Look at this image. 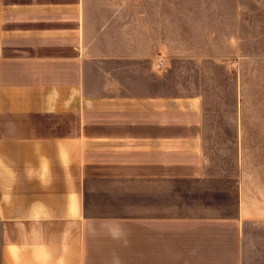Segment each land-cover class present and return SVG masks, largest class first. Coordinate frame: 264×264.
Listing matches in <instances>:
<instances>
[{
    "label": "crops",
    "instance_id": "crops-1",
    "mask_svg": "<svg viewBox=\"0 0 264 264\" xmlns=\"http://www.w3.org/2000/svg\"><path fill=\"white\" fill-rule=\"evenodd\" d=\"M159 1L0 0V264H249L264 123L235 125L237 180L214 179Z\"/></svg>",
    "mask_w": 264,
    "mask_h": 264
},
{
    "label": "rangeland",
    "instance_id": "rangeland-1",
    "mask_svg": "<svg viewBox=\"0 0 264 264\" xmlns=\"http://www.w3.org/2000/svg\"><path fill=\"white\" fill-rule=\"evenodd\" d=\"M165 28L177 34L180 66L206 93L213 137L208 147L214 179L236 181L240 149L236 145L240 122L264 123V0H160ZM166 31V32H167ZM215 123L222 130L215 129ZM247 150L246 177L264 202V146ZM228 187L227 191H231ZM249 264H264V217L247 225ZM249 248L246 247L248 253Z\"/></svg>",
    "mask_w": 264,
    "mask_h": 264
}]
</instances>
